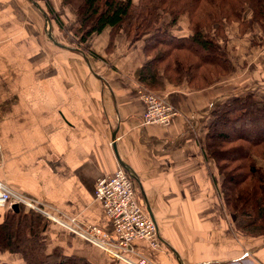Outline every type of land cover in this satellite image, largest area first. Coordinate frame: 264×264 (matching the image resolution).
<instances>
[{
  "label": "crops",
  "instance_id": "0c3cea01",
  "mask_svg": "<svg viewBox=\"0 0 264 264\" xmlns=\"http://www.w3.org/2000/svg\"><path fill=\"white\" fill-rule=\"evenodd\" d=\"M48 1L66 31L50 23L42 0H0V183L32 204L113 233L94 189L122 167L162 243L154 251L134 240L139 255L154 264H264V237L240 234L220 210L202 156L203 125L219 100L264 89V50L234 43L237 72L209 90L183 84L152 91L179 117L167 130L142 126L143 84L135 73L146 60L144 42L131 47L119 36L110 47L107 30L85 49L68 37L63 46L75 16L63 0ZM0 264L25 262L8 253Z\"/></svg>",
  "mask_w": 264,
  "mask_h": 264
},
{
  "label": "trees",
  "instance_id": "16d2710c",
  "mask_svg": "<svg viewBox=\"0 0 264 264\" xmlns=\"http://www.w3.org/2000/svg\"><path fill=\"white\" fill-rule=\"evenodd\" d=\"M42 1L50 23L66 31L49 1ZM61 6L75 16L63 46L70 45L68 37L85 49L107 30L110 47L119 36L131 47L144 42L146 60L135 77L154 92L183 84L192 92L209 90L237 72L234 43L264 50V0H63ZM208 116L202 156L213 197L234 217L238 232L264 237V89L227 96ZM51 226L26 206L8 210L0 215V254L20 256L25 264H125L86 256L80 236L68 237L73 247L65 236L50 237Z\"/></svg>",
  "mask_w": 264,
  "mask_h": 264
},
{
  "label": "built area",
  "instance_id": "2783aa9c",
  "mask_svg": "<svg viewBox=\"0 0 264 264\" xmlns=\"http://www.w3.org/2000/svg\"><path fill=\"white\" fill-rule=\"evenodd\" d=\"M138 90L139 101L145 106L142 126L159 125L163 129H169L173 120L179 117V111L145 86L139 87ZM134 183L132 177L120 167L113 176L103 177L95 185V200L105 208L113 233L84 225L77 218H70L64 212L53 208L46 210L32 204L1 183L0 213L13 210V206L23 205L30 211L35 210L56 225L68 228V233L78 235L87 243L97 246L114 261H122L125 264H153L150 259L142 257L132 248L134 240L148 242L154 251H161L162 248L156 222L138 202ZM130 255L133 261L128 258Z\"/></svg>",
  "mask_w": 264,
  "mask_h": 264
},
{
  "label": "rangeland",
  "instance_id": "374dc122",
  "mask_svg": "<svg viewBox=\"0 0 264 264\" xmlns=\"http://www.w3.org/2000/svg\"><path fill=\"white\" fill-rule=\"evenodd\" d=\"M73 27V25H69L68 26V29H71ZM255 29L256 30H258L256 27H255ZM257 36V35H256ZM68 43V42H67ZM223 88H224V86H218V89H220V91L219 92H221V90H223ZM169 104H171V103H169ZM176 108V107H175ZM177 110V109H176ZM261 167H264V165H262ZM96 185V184H95ZM95 192V191H94ZM212 198L213 199H215L214 197H213V195H212ZM94 199H95V196H94ZM96 201V200H95ZM215 201H216V203H217V205H218V207L221 205L220 203H218V201H217V199H215ZM97 202V201H96ZM101 204V203H100ZM102 205V204H101ZM104 208V207H103ZM106 211V210H105ZM41 216H43V215H41ZM226 216H227V219H228V215L226 214ZM230 219H232V223H233V218L234 217H229ZM226 219V220H227ZM50 221V220H49ZM227 223V222H226ZM234 224V223H233ZM91 226H94V225H90V227ZM51 227H53L51 230H55L62 238L65 236V237H69L70 236V234L71 233H68L69 231L67 230L68 228H62L61 226H59V225H56L55 224V227L54 226H51ZM95 228H98V227H96V226H94ZM101 229V228H100ZM241 234V233H240ZM80 242H81V244L82 245H85V246H87V247H89L90 249H92L91 251H92V254L96 257V258H102V257H105V258H108L109 260H111V261H114V259H111L109 256H107V255H105V253H103V251L102 250H100L99 248H97V246H94V245H92V244H89V243H87L86 241H84V240H82V238H81V240H80ZM62 244H65L64 243V239H63V242H62ZM80 251H82V250H80ZM128 258H130L132 261H133V258H132V256L130 255V257H128ZM152 261V260H151ZM117 262H119V261H117ZM152 263H153V261H152ZM154 264V263H153Z\"/></svg>",
  "mask_w": 264,
  "mask_h": 264
},
{
  "label": "water",
  "instance_id": "95a60500",
  "mask_svg": "<svg viewBox=\"0 0 264 264\" xmlns=\"http://www.w3.org/2000/svg\"><path fill=\"white\" fill-rule=\"evenodd\" d=\"M50 33H51V24H49L48 38L52 39L51 36H50ZM13 210L18 211L19 210V206H13Z\"/></svg>",
  "mask_w": 264,
  "mask_h": 264
}]
</instances>
